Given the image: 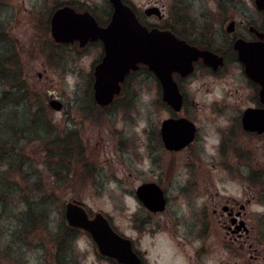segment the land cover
Wrapping results in <instances>:
<instances>
[{
    "label": "rangeland",
    "instance_id": "1",
    "mask_svg": "<svg viewBox=\"0 0 264 264\" xmlns=\"http://www.w3.org/2000/svg\"><path fill=\"white\" fill-rule=\"evenodd\" d=\"M130 1L139 9L152 5L162 8V13L167 18L173 16L179 26H210L215 22L217 26L221 15L229 20H248L258 34L264 30L263 13L253 0ZM107 2L0 0V96L16 85L22 87L27 101L29 98L24 104L32 105L16 104L17 98L11 95L5 98L6 107L0 108V136L7 135V116L15 117L11 124L29 125L27 111H38L37 124L30 126L36 127L35 132L42 131L43 137L31 139L35 135L25 136L19 130L0 148V264H85L89 255L95 258V264H117L99 255L85 232H70L64 227V206L73 199L83 202L91 216L102 212L118 233L132 240L144 264H264V260L253 258L257 245L253 238L243 243L229 242L224 237L225 229L214 219L204 223L198 216L210 212L207 194L200 188L201 179L206 177L238 199L255 196L254 178L240 174L228 177L225 172L232 161L231 145L222 155L218 153L217 131L228 121L210 113L211 102L217 99L209 100L208 96L222 82L213 79V83L201 72L186 82L185 113L201 127L199 146L192 152L171 153L160 146L158 139L160 122L171 113L150 75L131 77L115 101L102 108L94 102L92 89L99 45L78 48L76 44L54 42L48 24L53 7L70 3L81 10L85 6L105 21L111 12ZM193 80L201 81L203 91L190 89ZM228 80L233 82L231 76ZM17 87H12L13 92ZM51 99L61 102L60 110L50 107ZM43 123H48L52 136L69 134L80 143L64 156L62 164L47 153ZM210 136L216 141L211 142V151ZM242 141L231 144H244ZM6 158H10L12 167L3 164ZM261 158L255 155L252 159ZM185 159L193 165L183 167ZM252 159L249 157L248 163ZM8 177L14 180L6 181ZM146 181L166 187L168 205L164 211L152 213L135 197L137 185ZM247 211L253 227L255 214L264 213V201L251 199ZM81 236L87 237L88 248L84 250L76 245ZM261 244L264 248V240Z\"/></svg>",
    "mask_w": 264,
    "mask_h": 264
},
{
    "label": "water",
    "instance_id": "2",
    "mask_svg": "<svg viewBox=\"0 0 264 264\" xmlns=\"http://www.w3.org/2000/svg\"><path fill=\"white\" fill-rule=\"evenodd\" d=\"M113 13L105 27H99L88 12H76L65 6L57 9L51 17V35L56 42L78 40L82 46L87 41L100 39L103 42L104 56L94 66L93 97L100 106L107 105L120 90L119 82L138 63H145L162 83L163 100L178 110L181 95L172 79L177 71L182 75L190 72L192 61L202 57L208 60L207 51L198 50L178 40L168 31L153 29L148 31L141 26L132 10L121 0H110ZM257 9L264 10V0H254ZM235 48L239 59L245 64L246 73L262 85L264 100V41L245 42L238 40ZM51 108L60 110L61 102L51 99ZM256 114V115H255ZM253 113L245 124L254 123L258 116L257 127L264 125V113ZM194 127L185 118L168 119L162 126L163 138L168 148L178 149L192 139ZM137 197L151 211L164 209L163 192L155 183H143L136 189ZM67 223L86 231L101 255L115 259L120 264H142L132 250L131 241L118 234L108 219L101 213L93 217L87 214L83 202L70 200L64 207Z\"/></svg>",
    "mask_w": 264,
    "mask_h": 264
},
{
    "label": "flooded vegetation",
    "instance_id": "3",
    "mask_svg": "<svg viewBox=\"0 0 264 264\" xmlns=\"http://www.w3.org/2000/svg\"><path fill=\"white\" fill-rule=\"evenodd\" d=\"M108 1V0H107ZM124 3L128 4L133 11L139 22L146 26L148 29L158 28L162 30H169L175 34L179 39L185 40L187 43L195 46L198 49L208 50L213 54V58L209 59L210 64H205L202 59H197L193 63V70L191 74L186 76H181L178 73H174L173 77L177 82L178 88L183 96V105L179 111H174L170 107L166 106L169 109L171 115L165 117L161 120L160 126L158 129V139L161 147H164L165 150L173 152H181L188 149V152H192L195 149V146H199L200 132L201 127L192 119L190 115L185 113L187 110L186 98H187V89L185 86L186 82L195 77L198 73H205L207 77L211 78L213 83L216 79L221 81L222 84L215 85V87H220L221 85H226L222 90L221 98L213 100L210 106V113L221 115L226 118L228 122L224 125H221V128L218 129V141L216 143L218 148L219 155H222L225 152V147L230 146L229 152L232 153V161L227 165L228 177H234L237 174L243 175L249 179L254 178L255 180V196L251 195L246 196L244 200L238 199L236 196H232L227 193V191L220 190L217 186L213 185V179L210 181L206 178L201 179L200 183L202 184L201 193L207 194V202L210 204V212H202L199 216V220L205 223L210 219H214L217 224L221 225L224 230V237L229 242H246L249 239L253 238L257 245L254 248L255 260H264V248L261 246L262 241L264 240V213L258 211L255 214L256 223L252 227V224L249 223V216L247 214V204L251 199L264 201V126L259 128L255 125L245 126L244 118L246 112H252L250 109H254V112L264 110V101L261 99V85L257 84L255 81L250 79L244 71L243 64L238 59L237 51L234 49V43L237 39L243 38L246 40L256 39L257 28L250 30L248 20L237 21L235 19H228L223 16L218 20V25L210 26H182L177 25L176 21L172 17H166L165 14L159 13L157 10L153 9L156 5L150 7H140L136 5L134 1L123 0ZM69 5L70 3H62L53 7L50 17L55 12L56 9ZM108 7L111 12L108 15V19L103 21L97 18L92 11L91 6L89 10L96 18L99 25H105L112 13V6L107 2ZM75 8V7H74ZM81 9L80 11H85L86 9ZM79 10L78 8H76ZM162 9V8H160ZM261 13V12H260ZM49 17V19H50ZM243 18V17H241ZM229 20V21H228ZM264 20V13H263ZM232 22V25L228 23ZM245 22L244 25H241ZM49 24V20H48ZM264 31V30H263ZM260 31V32H263ZM248 32L249 35L246 34ZM264 33V32H263ZM100 47V56L97 59V62L100 61L102 56V44L101 42H96ZM236 73L233 74V72ZM136 75H142L143 77H152L160 91V97L162 95V88L155 76L145 65H139L135 71H132L127 76V79L124 83ZM150 75V76H149ZM233 78V82L229 83V77ZM124 85V84H123ZM123 92L121 85V93ZM185 117L193 122L195 130L193 133L192 141L184 148L180 150H168L164 144V138L162 133V122L167 118H179ZM260 120L258 116L254 117L255 124ZM216 133V132H215ZM244 137L250 143H246ZM243 140L244 144L237 143L231 144V142L236 140ZM258 141L260 143H258ZM245 144L247 147L245 148ZM244 146V147H242ZM187 152V153H188ZM249 155V156H247ZM262 157L258 161H253V156ZM248 157V158H247ZM249 157L252 159L248 163ZM237 159L238 161H235ZM186 162H188L186 164ZM235 162L237 165H235ZM183 167L193 165L189 160H184ZM190 163V164H189ZM157 183V181H154ZM208 182V185H206ZM159 184V183H158ZM166 194V187L159 184ZM244 195L247 193L242 192ZM166 196V195H165ZM167 205H168V197ZM202 207L207 211V205L204 203ZM213 221V220H212ZM260 243V244H259Z\"/></svg>",
    "mask_w": 264,
    "mask_h": 264
},
{
    "label": "trees",
    "instance_id": "4",
    "mask_svg": "<svg viewBox=\"0 0 264 264\" xmlns=\"http://www.w3.org/2000/svg\"><path fill=\"white\" fill-rule=\"evenodd\" d=\"M8 83V82H7ZM9 84V83H8ZM12 87H17L16 85H13V86H10L9 90L8 91H5L3 95L0 96V108L1 107H6L5 103L8 102V101H5V98H9V96L11 95V97L13 96L15 98H17V101L15 102L16 104H22L21 102H23V104L27 101V98H25V92L21 90L22 87H17V92H13L12 90ZM22 91V92H21ZM15 94V95H14ZM13 99H9L13 101ZM28 101H29V98H28ZM28 101L26 103H28ZM25 106L27 107H32V105H27V104H24ZM40 106L37 105V108H39ZM34 112V111H33ZM32 111L28 112V117H29V122H31V124H37V119H36V116L37 114H40L38 111L33 113ZM0 114H2V110L0 109ZM43 115V114H42ZM44 116V115H43ZM15 120V117L10 115L6 117V128L4 129V133H6V129H7V135H3V136H0V148H4V145H6L8 142H11L9 140H13L18 131L21 130V132H23L22 134L25 135V136H32V135H35L34 137H32L31 139H34L36 138L37 136V139H39L40 137H42V131H39V132H35V128H31V124L29 125H21L19 123L16 122V124H11V121L12 120ZM47 124L48 123H43L42 127L43 129L45 128L47 130V133H45V140L44 142L46 143V147H47V153H49L48 155H50L52 158H54V160L57 161L58 164H62L63 160L65 159L64 156L65 155H69L70 153L74 152L73 149H77V146L80 144L79 141H77V137L75 136V138H73L72 136H70L69 134L65 135V136H61L60 134L58 133H55L53 136H52V130L51 129H47ZM0 130H3V127L0 126ZM72 132V131H71ZM70 133V132H69ZM31 134V135H30ZM72 143V144H71ZM74 144V145H73ZM76 146V147H75ZM0 155H1V152H0ZM7 159V158H6ZM10 158L7 159V161L3 162V164L8 168V167H12V162H10L9 160ZM56 163V165H58ZM23 164V162H21L19 164V166ZM22 166V165H21ZM5 177V176H4ZM11 180H14L13 177L10 178H6V181H11ZM14 182V181H12ZM9 196H13L12 193H8ZM32 200L30 199L29 200V204ZM64 227L66 229H68V231L70 232H76L77 230L74 229V228H71V227H67L66 224H64ZM58 239H56L55 241H57ZM54 241V242H55ZM63 243V242H61ZM59 244H60V241H59ZM62 245V244H61ZM61 248V247H60ZM60 262V261H59ZM61 263V262H60ZM62 264V263H61Z\"/></svg>",
    "mask_w": 264,
    "mask_h": 264
},
{
    "label": "clouds",
    "instance_id": "5",
    "mask_svg": "<svg viewBox=\"0 0 264 264\" xmlns=\"http://www.w3.org/2000/svg\"><path fill=\"white\" fill-rule=\"evenodd\" d=\"M85 59H87V57H85ZM68 78H69V81H71L73 79L71 75H69ZM189 87L192 90L200 89V91H203V89H201V81L200 80H193L190 83ZM225 87H226V85H221L220 87H215L213 93L208 96V99L212 100L213 98H215V99L221 98L222 90ZM207 140L210 141V143L208 144V148H209V151H211V142H216V141L211 136L208 137ZM76 245L81 250L88 248L87 237H84V236L78 237L76 240ZM85 264H95V258L93 256L89 255L87 257V259L85 260Z\"/></svg>",
    "mask_w": 264,
    "mask_h": 264
}]
</instances>
